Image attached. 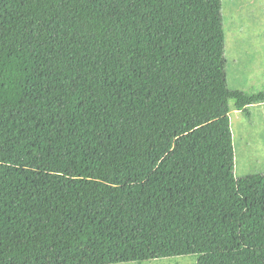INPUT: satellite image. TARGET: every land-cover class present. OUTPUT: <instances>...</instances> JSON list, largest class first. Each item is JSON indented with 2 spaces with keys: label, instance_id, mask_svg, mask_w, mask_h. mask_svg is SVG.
Here are the masks:
<instances>
[{
  "label": "trees",
  "instance_id": "16d2710c",
  "mask_svg": "<svg viewBox=\"0 0 264 264\" xmlns=\"http://www.w3.org/2000/svg\"><path fill=\"white\" fill-rule=\"evenodd\" d=\"M223 0H0V264H264L236 177Z\"/></svg>",
  "mask_w": 264,
  "mask_h": 264
},
{
  "label": "rangeland",
  "instance_id": "374dc122",
  "mask_svg": "<svg viewBox=\"0 0 264 264\" xmlns=\"http://www.w3.org/2000/svg\"><path fill=\"white\" fill-rule=\"evenodd\" d=\"M228 80L248 93L264 91V0H223ZM235 175L264 173V103L232 110ZM199 255L119 264H197Z\"/></svg>",
  "mask_w": 264,
  "mask_h": 264
},
{
  "label": "crops",
  "instance_id": "0c3cea01",
  "mask_svg": "<svg viewBox=\"0 0 264 264\" xmlns=\"http://www.w3.org/2000/svg\"><path fill=\"white\" fill-rule=\"evenodd\" d=\"M239 111V110H238Z\"/></svg>",
  "mask_w": 264,
  "mask_h": 264
}]
</instances>
